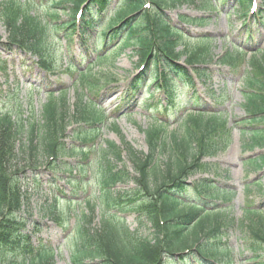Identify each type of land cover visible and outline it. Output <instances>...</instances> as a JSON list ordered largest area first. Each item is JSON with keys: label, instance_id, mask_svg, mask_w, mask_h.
<instances>
[{"label": "rangeland", "instance_id": "rangeland-1", "mask_svg": "<svg viewBox=\"0 0 264 264\" xmlns=\"http://www.w3.org/2000/svg\"><path fill=\"white\" fill-rule=\"evenodd\" d=\"M31 1L34 10L41 18L44 17L52 29L48 69L43 70L37 62L38 58L31 54L7 46L8 35L0 22V117L12 116L13 121L23 124L27 132L30 124H40L42 108L49 97L53 95L59 98L65 93L70 112L78 95L83 94L103 112L105 121L97 128L100 138L94 147L91 144L84 146L88 147V153L84 156L79 154L84 148L74 139V132H78L79 127L75 122L68 121V138L61 144L65 152L76 150L77 155L60 153L57 160L47 162L45 159V164H39L38 167H41L36 171L23 167L27 163L21 153V145H27V135H22L20 143L16 145L18 156L12 163L16 171L24 168L17 179L14 178L23 197V206L17 217L20 234L10 245L0 247V264H21L31 260L35 264H74V233L82 214L91 217L93 227H98L104 214L115 216L123 221L136 240L147 238L150 225L142 211L147 202L141 201V188L136 187L133 179L136 177L135 169L125 153H122L121 162H111L122 172L119 177L125 182L110 188L109 193L114 195L116 202L119 201L117 204L108 203L99 182L101 169L97 152L105 150L107 142L121 147L125 141L136 151L147 154L149 147L145 133L150 127L155 126L156 122L166 125L162 138L166 134H181L184 132L182 122L185 116L194 110L221 114L225 121L224 127L211 139L216 152L202 160L211 168L210 172L200 173L190 181L210 180L231 195L228 202H218L221 209H226L221 219L224 229L222 234H218L222 240L219 246L230 251L229 257H223V262L264 263V250L255 254L248 250L254 240L240 229L247 210L264 209V170L251 171L247 164L249 160L264 155V150L244 151L242 134L244 129L263 127L262 124L247 122L251 119L245 107V93L251 92L245 86L247 78L261 80L262 75L259 67L252 68L249 61L260 60L264 56L257 54L259 50L264 51V25L249 22V16L245 15L248 2L239 6L234 2L224 4L225 0H179L174 7L164 10L168 23L193 47L198 44L197 41H209L207 59L202 65L207 76L204 75L193 88H185L177 83L178 93L172 103L159 83L152 86L149 81L136 95L127 97L132 84L130 79L138 72V48L123 46L107 61L106 66L99 67L98 59L114 52V47L120 42L114 46L109 43L105 49L100 42L97 46L96 31H90L80 38L75 31L70 30L66 35L64 31L55 30L69 18L61 13V9H55L57 5L53 4L57 0ZM120 1L114 0L113 8L106 17L113 16ZM257 3L263 8L261 1L257 0ZM49 9L59 10L60 21L50 18ZM119 12H115V15ZM181 17L195 19V25L183 21ZM239 49L241 53H237ZM228 53H232L236 59L234 66L220 62V58ZM180 60L183 62L185 58ZM89 70L91 77L80 85L78 72ZM113 82L118 84L110 86ZM258 180L263 185L261 196L254 192L255 188H251ZM248 187L252 190L251 194L247 192ZM54 201L56 209L52 208ZM89 201L94 207L93 212L87 205ZM44 252L50 256L48 263L39 260V254ZM83 264L95 262L87 259Z\"/></svg>", "mask_w": 264, "mask_h": 264}, {"label": "trees", "instance_id": "trees-1", "mask_svg": "<svg viewBox=\"0 0 264 264\" xmlns=\"http://www.w3.org/2000/svg\"><path fill=\"white\" fill-rule=\"evenodd\" d=\"M22 1L0 0V22L8 35L6 45L38 58V64L46 70L52 29L44 17L41 18L34 10L31 0ZM146 1L150 2L151 8L142 11ZM234 1L239 6L248 2L249 6L251 0ZM261 1L264 7V0ZM178 2L121 0L115 9V12L120 10L119 14L115 15L114 12L108 18L106 16L111 12L114 0H57L53 4L57 5L55 9H61V13L69 18L55 30L64 31L66 35L70 30L74 32V17L83 7L80 38L90 31H96L97 46L100 42L107 49L109 43L113 46L120 42L114 47V52L98 59L99 67L106 66L107 61L123 46L138 48L139 64L145 66V69L131 84L127 97L136 95L149 81L152 86L159 83L173 103L172 99L178 93L177 83L185 88H193L197 81L207 76L198 67L206 62L209 49L208 40L197 41L198 44L193 47L166 20L164 10L174 7ZM202 8L206 9L205 6ZM58 11L49 9L50 18L60 21ZM181 18L195 25V19ZM241 49L237 53H241ZM257 54L264 55V51L259 50ZM183 57L190 70L178 64ZM220 62L222 65L234 66L236 59L232 53H228L220 58ZM249 64L252 68L258 66L262 72L261 80L247 78L245 82L246 88L251 91L245 93V107L251 119L247 122L263 125L262 129L243 130L244 151L253 152L255 149L264 150V56L260 60H250ZM90 74V70L82 74L79 84L86 83ZM159 79L161 82H158ZM49 98L42 108L40 124H30L27 132L23 124L13 121L12 116L0 117V247L10 245L20 234L17 217L23 206V197L15 180L19 173L24 168L36 171L45 164V159L47 162L57 160L60 153L77 155L76 150L65 152L61 144L68 138V121L75 122L79 127L78 132H74V139L84 148L79 152L82 156L88 153V147L84 146L91 144L94 147L100 138L97 128L105 121V115L86 96L78 95L72 112L67 108L65 93L59 98L53 95ZM182 123L183 133L166 134L164 138L162 134L166 125L156 122L155 126L150 127L145 133L149 147L147 154L136 151L125 141L121 147L107 142V148L97 152L101 169L99 182L106 193L105 199L113 204L116 198L109 193L110 188L125 180L119 177L122 172L111 162H121L122 153H125L135 169L136 177L133 179L136 187L141 188V201L147 202L142 211L150 225V235L143 240H136L122 220L108 214L102 216L98 227H93L91 217L82 214L74 233V264H83L87 259L95 264H229L223 262V257H229L230 251L219 246L222 240L218 234H222L224 229L221 219L226 209H221L218 202H228L231 195L213 185L210 180L190 182L198 174L210 172L211 168L203 164L202 160L216 152L211 139L224 127L225 121L221 114L194 110L185 116ZM24 134L27 135V145H21V153L27 164L21 171H16L12 163L18 156L16 145ZM247 164L251 171L262 172L264 155L249 160ZM252 187L259 196L262 195L263 185L260 180L254 182ZM251 188L248 187L247 191L250 194ZM87 205L93 212L91 201ZM55 206L56 201L52 208L56 209ZM245 214L240 229L254 240L248 250L255 254L264 250V209L247 210ZM49 257L46 252L39 254L42 263H48ZM34 262L24 261L21 264Z\"/></svg>", "mask_w": 264, "mask_h": 264}]
</instances>
